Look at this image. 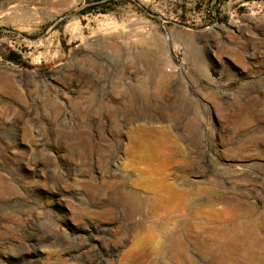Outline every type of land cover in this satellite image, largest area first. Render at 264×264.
Wrapping results in <instances>:
<instances>
[{
    "label": "rangeland",
    "instance_id": "374dc122",
    "mask_svg": "<svg viewBox=\"0 0 264 264\" xmlns=\"http://www.w3.org/2000/svg\"><path fill=\"white\" fill-rule=\"evenodd\" d=\"M0 264H264V0H0Z\"/></svg>",
    "mask_w": 264,
    "mask_h": 264
},
{
    "label": "bare ground",
    "instance_id": "6f19581e",
    "mask_svg": "<svg viewBox=\"0 0 264 264\" xmlns=\"http://www.w3.org/2000/svg\"><path fill=\"white\" fill-rule=\"evenodd\" d=\"M138 143H139V147L141 148V151L142 150H149L150 152H148L147 154L144 153L143 154V157L145 159H152L154 158L156 155H159V152L157 151V147L159 146V143L155 142V141H151V139H140L138 140ZM146 152V151H145ZM173 195L176 194V191H173L172 192ZM159 194V193H158ZM128 196V195H127ZM153 196V195H152ZM183 198V197H182ZM154 201L156 203L157 206H162L163 204V199L158 196V195H154ZM166 202V201H165ZM168 202V201H167ZM155 206V205H154ZM165 206V204H164ZM163 207V206H162ZM136 220V219H135Z\"/></svg>",
    "mask_w": 264,
    "mask_h": 264
}]
</instances>
